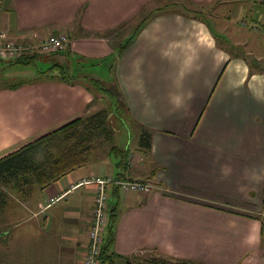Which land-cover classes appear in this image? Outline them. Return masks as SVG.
Here are the masks:
<instances>
[{
	"label": "crops",
	"instance_id": "1",
	"mask_svg": "<svg viewBox=\"0 0 264 264\" xmlns=\"http://www.w3.org/2000/svg\"><path fill=\"white\" fill-rule=\"evenodd\" d=\"M151 2L0 0V30L15 40L37 45L67 38L59 57L45 60L46 53L36 62L65 68L73 57L78 78L116 81L129 108L127 125L137 133L135 147L139 126L152 133L149 153L129 150L136 159L127 170L104 152L28 197L7 190L0 232L8 258L16 255L18 264H85L97 192L81 184L109 177L156 187L148 194L107 187L103 242L114 216L113 264L152 258L264 264V71L233 58L204 22L172 11L147 22L120 53L142 19L127 38L113 41ZM104 64L107 77L97 71ZM44 72L56 74H36ZM106 105L82 83L44 75L1 84L0 158Z\"/></svg>",
	"mask_w": 264,
	"mask_h": 264
},
{
	"label": "trees",
	"instance_id": "2",
	"mask_svg": "<svg viewBox=\"0 0 264 264\" xmlns=\"http://www.w3.org/2000/svg\"><path fill=\"white\" fill-rule=\"evenodd\" d=\"M181 7V14L191 17L195 20L204 22L213 31V35L217 42L226 41L222 37L215 34L212 25L205 19L199 18L194 11L185 7ZM180 11V10H179ZM170 12L168 7L165 9H156L149 15L144 16L142 21L124 45L120 46L119 52L122 53L135 39L139 29L157 15ZM229 46V44H227ZM231 47V46H230ZM233 58L244 60L250 67L251 71L255 70L263 72L259 62L248 61L244 54L233 55L232 50L225 48ZM46 53H29L15 60L7 61L11 64L32 66L37 59L43 58ZM48 56H57L59 53H47ZM0 62H5L0 60ZM52 67L63 69L59 64H54ZM49 69L48 72L51 71ZM112 69V68H111ZM61 73V72H60ZM52 81H63L67 83H82L86 88L95 95V98H101L106 101L107 108L98 111L97 113L73 120L72 122L62 126L61 128L48 133L20 148L11 154L0 158V212L6 206L9 196L7 190L18 191L25 197L32 195L36 186L46 188L60 178L72 173L74 170L87 165L91 156L98 148V143H112L114 141L115 129L111 125V116H116L123 123L124 115L127 113V120H130L129 108L124 100L123 94L116 81L106 82L97 78H83L79 80L78 76H69L67 74H41ZM78 80V81H77ZM139 150L143 154H147L152 148V133L139 126ZM116 155L119 158L117 167L122 171L130 167V151L121 150L116 146H111L109 155ZM128 158V159H127ZM157 170L152 172L155 176ZM112 178V177H109ZM114 180H118L113 178ZM132 181V180H122ZM138 182V181H134ZM146 183V182H145ZM119 188V187H118ZM264 219V214L261 215ZM260 217V216H259ZM114 216H111V224L105 241L102 244L100 256L101 264H113V259L116 258L114 252H111L113 246V223ZM150 264H193L186 260L174 259H159L152 258L147 260Z\"/></svg>",
	"mask_w": 264,
	"mask_h": 264
},
{
	"label": "rangeland",
	"instance_id": "3",
	"mask_svg": "<svg viewBox=\"0 0 264 264\" xmlns=\"http://www.w3.org/2000/svg\"><path fill=\"white\" fill-rule=\"evenodd\" d=\"M179 6H185L194 11L199 18L207 20L212 25L215 34L227 40L226 43L225 41H220L219 46L224 50L229 47V49L232 50L233 55L244 54L248 61L259 62L261 68L264 69V0H213V2H197L191 0H152L151 4L144 10L143 14L131 23L128 28L126 27V30L124 29L123 34L121 30V36L113 41L114 45L120 42L122 38H127L129 34L133 32L132 29L139 24L144 16L149 15L156 9H165L166 7H168L170 12L181 13V7ZM227 44H229V46H227ZM51 58H53V56L47 55L44 57L45 60H50ZM73 59V57L69 58V63L66 65L64 70L52 67L53 65H49L44 62L40 63L39 61L31 67L25 68L16 64L7 65L5 63H0V85L12 83L14 81H27L34 77L41 76V74L36 73L40 71L48 72L50 68H52L50 73L53 72L56 74H62V72H64V74L69 76L78 75L79 71L76 72L77 74H73L72 72L73 69H76V65H78L77 60L74 61ZM93 67L95 66H85V71L89 72V70ZM67 68H70L71 70H68ZM25 70L30 71V73L34 72L35 74H28ZM97 71L99 74L105 75L106 77L110 73L108 70V64H104L103 67H99ZM19 72H24L26 74H18ZM11 73H17L18 78H11L9 76ZM79 80L83 81L84 79ZM110 120L112 122L111 125L115 129L114 141L109 144L98 143V148L93 153L94 158H97L100 154H104V152L108 153L113 145L122 149L133 151L132 156L140 152V150L135 147L137 144V133L133 127L127 125V123L132 124L130 120H127V113L124 115V120L127 121V123L121 122L114 115L111 116ZM135 159V157L130 159V165H134ZM111 160L114 164L118 162L119 158L112 154ZM238 210L242 211V213L244 212V214H251L250 211L248 212L244 209ZM1 218L2 217L0 216V226L2 224ZM1 235L2 232H0V264H18L19 262H17L16 255L8 258L9 249L7 248L5 240Z\"/></svg>",
	"mask_w": 264,
	"mask_h": 264
},
{
	"label": "built area",
	"instance_id": "4",
	"mask_svg": "<svg viewBox=\"0 0 264 264\" xmlns=\"http://www.w3.org/2000/svg\"><path fill=\"white\" fill-rule=\"evenodd\" d=\"M67 38L63 35L51 36L40 44L17 41L9 34L0 30V60L11 61L29 53H56L65 49ZM96 186L97 196L94 203L92 225L89 231L88 250L85 256V264H101L100 256L105 230L108 226L109 197L107 187L115 185L124 192L139 194L152 193L156 187L145 182L114 180L113 178L95 179L85 181L81 185ZM53 202V201H52Z\"/></svg>",
	"mask_w": 264,
	"mask_h": 264
}]
</instances>
